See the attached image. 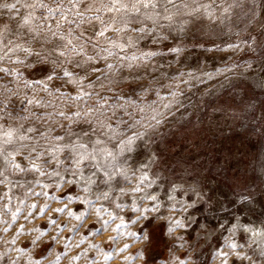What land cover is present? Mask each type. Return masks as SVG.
<instances>
[{
    "label": "rangeland",
    "instance_id": "1",
    "mask_svg": "<svg viewBox=\"0 0 264 264\" xmlns=\"http://www.w3.org/2000/svg\"><path fill=\"white\" fill-rule=\"evenodd\" d=\"M5 2L14 3L15 0ZM47 2L51 4L52 0ZM183 3H188L189 7L183 8ZM200 4H207L212 15H205L204 9L194 16L187 14ZM175 5L157 0L155 11L164 15L163 9L167 7L168 14L173 15V24L169 26L167 21L160 20L164 27L153 34L155 43L153 37L137 40V34L130 31L119 34V43L124 42L126 36L133 39L132 46L119 53L121 56L125 53L139 56L147 51L162 55L143 61L141 67L117 71L112 83L103 76L96 81L98 74L90 73L83 85L69 83L64 78L48 82L47 91L43 90V85L36 84L25 88V81L44 77V73L26 67L35 58L29 57L24 64H16L13 62L16 56L23 59V53L18 52L9 54L12 61H0V67L13 71L11 76L0 73V100L10 95L5 88L17 92L16 96H11V106L0 124L5 127L23 124L22 133L28 127L37 129L26 133L32 139L24 143L47 146L55 135L75 140L83 131L91 134L89 124L83 119L74 122L58 113L63 111L71 116L73 112L98 106L97 101L101 105L127 103V113L131 115L124 110L118 114L129 122L155 123L151 120L155 112L161 114L159 118L163 121L155 129L148 130L143 140L135 142L133 152L126 154L133 168L140 163L148 164L149 178L156 181L148 191L158 196L160 204L159 212L148 213L149 219H141L138 223L132 221L139 213L134 214L129 208L117 209L103 199L97 200L96 186L91 193H84L82 183H65L78 177L64 172L63 168L56 169L61 177L6 171L7 181L0 185V264L13 261L16 264H180L181 260L184 264H221L217 252L229 251L225 243V237L231 235L228 228L233 224L264 228V0H195V3L175 0ZM89 6L84 3L80 8ZM17 7L20 15L29 11L19 4ZM41 11L36 10L37 17ZM142 11L151 12L152 9ZM20 15L0 9V29L8 26L0 37L3 44L9 41L13 45L28 43L37 51L42 50L41 44L49 47L39 39H32L34 34L26 28L18 27ZM101 15L105 21L111 16L117 19L120 16L114 12ZM183 21L189 23L180 31ZM94 23L98 28V22ZM145 25L151 27V21H146ZM106 35L116 38L111 31ZM165 35L168 39L161 40ZM229 45L240 47L229 48ZM166 46L179 47L181 51L168 52ZM113 51L119 52L118 49ZM89 54H94L91 49ZM107 62L117 61L110 57ZM98 65L103 68L105 62L99 61ZM66 66L76 74L74 78L85 75L74 63ZM206 74H212V78ZM134 76L138 78L133 79ZM89 81H92L91 88L87 87ZM82 90L93 95L72 99ZM172 92L177 95L173 97ZM114 93L119 94V101ZM25 97L39 100L40 104L29 105L26 101L21 104L20 100ZM101 97L108 99L105 101ZM165 104L171 107L165 108ZM7 112L12 115L8 116ZM23 115H29V119H19ZM137 130L145 131V128L137 125ZM17 162L28 166V161L22 157H17ZM46 170L51 172L53 168ZM36 180L41 183L37 184ZM131 183L135 184L136 180ZM45 184L48 187H43ZM29 188L33 193L45 194H31ZM173 195L175 199L169 200ZM118 196V192L113 193L115 203H132L130 196L117 199ZM85 197L93 203L79 199ZM32 204L37 207H29ZM181 204H193V207L180 212ZM101 206L107 212L97 216L95 210ZM62 207L64 212L54 211ZM108 212L123 217L124 224L119 230L114 231L120 219L110 220ZM13 213H16L15 220ZM81 214L83 218L77 220ZM169 216L184 220L186 226L170 225L164 219ZM105 220L109 223L105 224ZM169 226L174 229L171 233ZM116 235L117 239H109ZM233 239L243 245L240 250L252 256L256 264H264V257L259 256L260 248L252 244L250 233L238 229ZM125 244L128 248L121 252ZM228 264L251 262L230 255Z\"/></svg>",
    "mask_w": 264,
    "mask_h": 264
},
{
    "label": "snow or ice",
    "instance_id": "2",
    "mask_svg": "<svg viewBox=\"0 0 264 264\" xmlns=\"http://www.w3.org/2000/svg\"><path fill=\"white\" fill-rule=\"evenodd\" d=\"M164 2L173 7L176 6L175 0H164ZM84 3H88L90 6L81 10L80 6ZM193 3H195V0H193ZM18 4L29 11L25 15H20ZM97 4L100 6L97 7ZM156 7L157 0H108L107 3L104 0H52L51 4L47 0H15L14 3L0 0V9H7L9 12H15L20 15L19 28H26L28 32L34 34L32 39H39L44 44L49 45V47H43V44H41L42 50L37 51L28 43L13 45L9 41L5 45L3 40L0 39V61H12V56L9 54L14 55L18 52L23 53V59L20 56H16L15 61H13L16 64H24L29 57L35 58L34 62H30L26 67L44 73V77L32 82L25 81V88H32L33 84H36L43 85V90L47 91L48 82L64 78H67L69 83L83 85L84 80L88 79L90 73L98 74L95 75L96 81H99L101 76H103L105 80H109V83H112L117 71L124 68L131 70L135 67H141L143 66V61L162 55V53L156 51H147L142 52L139 56L135 54L129 56L127 53L121 56L119 53L124 52L126 48H130L133 44V39L131 36H126L124 42H117L120 33L130 31L137 34V40L153 37V43H155L156 40L153 34L156 33L158 28L164 27V25L160 24V20L167 21L169 26L173 24V15L168 14L169 9L165 7L163 9L165 14L161 15L160 12L155 11ZM182 7L188 8L189 5L188 3H183ZM208 7L207 4H200L198 7L192 8L187 14L194 16L196 13H200L201 9H204V14L211 16L212 14L208 12ZM37 9L42 10L39 17L36 16ZM142 9H152V11H142ZM224 11L227 12L228 9L225 8ZM104 12L119 13V19L111 16L105 21L101 15ZM88 13L92 14L89 15ZM177 14H179V10H177ZM146 21H151V27L145 25ZM94 22H98V28ZM187 23L189 21H183L179 30L183 31V25ZM7 27V25L2 26L0 37L3 36V30H6ZM77 30L79 31L77 32ZM109 31L115 33L116 38L107 36L106 34ZM160 39L166 41L168 36H162ZM239 47L240 45H229V48ZM89 49L94 54H89ZM113 49H118L119 52H114ZM167 51L179 53L181 49L179 47H167ZM77 57L80 59H76ZM110 57H115L117 62L108 63L107 61ZM99 61L105 62L103 68L98 65ZM126 61L127 63H125ZM137 61L141 63H134ZM73 63L77 68L84 70L85 75L83 77L74 78L76 74L66 66ZM0 73L9 76L13 75L12 69L7 67H0ZM108 74H112V76L110 77ZM206 75L209 79L212 78V74ZM137 78L133 77V79ZM116 82L118 83V81ZM87 87H92V81H89ZM5 91L10 93V95L0 100V105L3 106L0 107V120L4 119L6 110L11 106V96L17 95V92L12 89L5 88ZM92 95L93 93L82 90L72 99L91 98ZM171 95L175 97L177 93L172 92ZM114 96L119 101V94L114 93ZM101 99L107 101L108 98L101 97ZM25 101L29 105L40 104L39 100L27 99V97L20 100V103L23 104ZM96 104L98 106L82 112H73L71 116L66 115L63 111L58 113L60 117L72 119L74 122L83 119L84 122L89 124L91 134L88 131H83L77 135L75 140H66L65 136L55 135L51 137L47 146L24 143L32 139L26 133L37 131L33 127H28L22 133L23 124L19 125V127H5L0 124V163L3 164V167H0V185L7 181L5 172L9 171V169L19 173H38L41 177H61V172L56 169L63 168L64 172L69 173L73 177H78L76 180L65 181L68 185L82 183L84 193H91L93 186H96L99 192L97 200L103 199L113 203L117 209L129 208L132 213H139L132 223H138L141 219L147 220L149 219L148 213H157L160 210L158 196L148 191L156 181L149 178L146 171L147 163H140L133 168L129 163L130 157L126 154L133 152L135 142L143 140L148 135V130L155 129L163 122L159 118L161 114L155 112L151 116V120L155 123L144 124L142 120L129 122L118 114L120 110H124L127 115H131V113H127V103L117 102L109 105L105 102V104L101 105L97 101ZM164 107L170 108L171 104H165ZM140 111H143V109H140ZM7 115L11 116L12 114L7 112ZM31 115L34 116L35 114L31 113ZM89 117H92V119H89ZM13 118L15 119V117ZM19 119L28 120L29 115L20 116ZM93 123L95 127H91ZM121 125L125 127L121 128ZM137 125H141L145 128V131L137 130ZM129 131L131 134H128ZM85 137L87 138L86 140L84 139ZM17 157L26 159L28 166H22L18 163ZM48 167L53 168V171L48 172L46 170ZM137 172H139V175H137ZM132 180H136V183L132 184ZM35 182L37 184L41 183L40 180ZM124 182H127V185ZM8 183H11V181H8ZM43 187L46 188L48 185L45 184ZM28 191L37 196L45 194L43 192L33 193L31 188ZM114 192L119 193L117 199L121 196H130L132 203L130 205L115 203L112 199ZM79 199H84L89 204L93 203L87 200L86 197ZM168 199L173 200L174 197L169 196ZM145 201L149 203L145 204ZM29 207L36 208L37 205L32 204ZM192 207L193 204H181L179 211L187 212ZM54 211L64 212L65 208H56ZM95 211L97 216H100L101 213L107 212V209L101 206L96 208ZM69 215H72V213L69 212ZM108 216L110 220L120 219V223L116 225L114 231L119 230L123 226V217L114 216L111 212H108ZM12 218L13 220L16 219V213H13ZM82 218L83 214L76 217L77 220ZM164 219L175 227L184 228L186 226L185 221L181 219H174L171 216ZM52 223L55 224V221H52ZM104 223L108 224L109 220H105ZM149 223H151V220H149ZM201 227H204V225H201ZM220 227L223 228L224 225L221 224ZM238 229L250 233L252 244H256L260 248L259 256L264 257V228H256L247 224H233L227 229L231 235L225 237L226 247L229 251L217 252L221 264H228L230 255L240 260H249L251 264H256L252 256L240 250L243 245L237 244L233 239ZM173 230V227L169 226L168 231L171 233ZM4 231H7V229H4ZM128 235L134 236L136 233H128ZM117 238L118 235L109 237L110 240ZM39 239L40 237L37 236L36 240ZM36 240H33L32 243L35 244ZM92 246L96 247V245ZM126 248H128L127 244L120 251L123 252ZM78 258L74 257V259ZM105 259H110V257L105 256ZM12 264H16V262L13 261ZM180 264H184L183 260L180 261Z\"/></svg>",
    "mask_w": 264,
    "mask_h": 264
},
{
    "label": "clouds",
    "instance_id": "3",
    "mask_svg": "<svg viewBox=\"0 0 264 264\" xmlns=\"http://www.w3.org/2000/svg\"><path fill=\"white\" fill-rule=\"evenodd\" d=\"M175 190H176V189L174 188V189H173V193L175 192ZM172 197H174V195H173ZM174 199H175V197H174ZM174 199H173V200H174ZM191 219L193 220V222H195V218H194V217H192Z\"/></svg>",
    "mask_w": 264,
    "mask_h": 264
}]
</instances>
